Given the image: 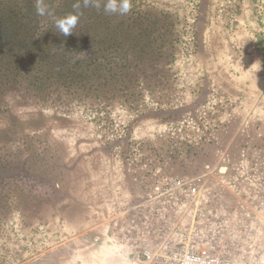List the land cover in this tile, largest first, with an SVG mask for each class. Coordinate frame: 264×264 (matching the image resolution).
<instances>
[{
	"label": "rangeland",
	"instance_id": "obj_1",
	"mask_svg": "<svg viewBox=\"0 0 264 264\" xmlns=\"http://www.w3.org/2000/svg\"><path fill=\"white\" fill-rule=\"evenodd\" d=\"M45 2L0 0V264H264V0L108 13L142 61L80 55Z\"/></svg>",
	"mask_w": 264,
	"mask_h": 264
},
{
	"label": "trees",
	"instance_id": "obj_2",
	"mask_svg": "<svg viewBox=\"0 0 264 264\" xmlns=\"http://www.w3.org/2000/svg\"><path fill=\"white\" fill-rule=\"evenodd\" d=\"M68 4L72 3L69 2ZM90 7H92L91 11L88 9L89 7H84L81 3V7L79 9H75L73 6L70 8L64 6L60 11L55 13L56 16H58L57 18L66 16L70 13L80 14L79 22L81 25L78 29L75 27L72 32L76 41L71 42L75 48L79 47L78 50L81 51L79 53L80 55L87 58L91 55L93 56L96 50L97 52L114 51L125 59L128 58V55L136 53L137 56H135L137 58H139L141 61L144 60V55L150 51V48L153 46L154 42V40L151 42L150 38L142 36L144 29L138 34L129 32V30H124L121 28L123 23L120 21H118L114 26L108 28L107 25L112 21V19L107 16L108 13L104 11L103 0L99 8L95 6ZM116 16L117 15H113L111 17ZM57 18H51L52 23L49 27V31L54 27L56 32H59L55 26V19ZM87 62L92 63V59ZM47 64V66L50 67V62L47 61Z\"/></svg>",
	"mask_w": 264,
	"mask_h": 264
},
{
	"label": "clouds",
	"instance_id": "obj_3",
	"mask_svg": "<svg viewBox=\"0 0 264 264\" xmlns=\"http://www.w3.org/2000/svg\"><path fill=\"white\" fill-rule=\"evenodd\" d=\"M101 2L102 0H76L73 7L79 9L82 3L84 7L95 6L99 8ZM35 7L38 16L52 15L45 0H35ZM103 7L106 13L124 16L133 10V0H103ZM79 18V13H70L66 16L55 19V26L60 34L68 36L77 26Z\"/></svg>",
	"mask_w": 264,
	"mask_h": 264
},
{
	"label": "built area",
	"instance_id": "obj_4",
	"mask_svg": "<svg viewBox=\"0 0 264 264\" xmlns=\"http://www.w3.org/2000/svg\"><path fill=\"white\" fill-rule=\"evenodd\" d=\"M146 255L148 253L145 252ZM213 262L208 255L207 249H202L201 251L193 254H187L184 264H211Z\"/></svg>",
	"mask_w": 264,
	"mask_h": 264
},
{
	"label": "bare ground",
	"instance_id": "obj_5",
	"mask_svg": "<svg viewBox=\"0 0 264 264\" xmlns=\"http://www.w3.org/2000/svg\"><path fill=\"white\" fill-rule=\"evenodd\" d=\"M221 170H222V171H225V169H224V168H222Z\"/></svg>",
	"mask_w": 264,
	"mask_h": 264
}]
</instances>
